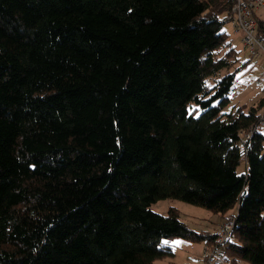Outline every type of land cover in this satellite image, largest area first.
Returning <instances> with one entry per match:
<instances>
[{
  "label": "trees",
  "instance_id": "16d2710c",
  "mask_svg": "<svg viewBox=\"0 0 264 264\" xmlns=\"http://www.w3.org/2000/svg\"><path fill=\"white\" fill-rule=\"evenodd\" d=\"M235 1L0 0V264H163L176 238L217 243L151 208L164 198L237 206L219 264H264V97L226 110L246 67Z\"/></svg>",
  "mask_w": 264,
  "mask_h": 264
},
{
  "label": "rangeland",
  "instance_id": "374dc122",
  "mask_svg": "<svg viewBox=\"0 0 264 264\" xmlns=\"http://www.w3.org/2000/svg\"><path fill=\"white\" fill-rule=\"evenodd\" d=\"M264 12L261 8L259 12ZM226 29L232 38V24L227 23ZM241 38V35H238ZM236 48L241 52V62L246 61V67L238 71V79L234 89L230 93L231 103L226 110H231L234 106L256 105L264 97V65L262 58H250L247 49L242 48V44H237ZM262 59V61H256ZM249 60V61H248ZM260 112H264V105L259 107ZM264 132V127L261 128ZM246 164L244 159L241 161L238 171L244 172ZM170 207H175L180 212V218L190 228L201 232H215L222 223L221 215L203 206L192 204L178 198H164L154 202L151 208L161 214H167ZM237 210V206L230 210L226 215H232ZM224 215V217L226 216ZM223 217V219H224ZM173 241H183L184 243L175 247V254L162 261L163 264H205L203 253L207 246L204 242L176 238Z\"/></svg>",
  "mask_w": 264,
  "mask_h": 264
},
{
  "label": "built area",
  "instance_id": "2783aa9c",
  "mask_svg": "<svg viewBox=\"0 0 264 264\" xmlns=\"http://www.w3.org/2000/svg\"><path fill=\"white\" fill-rule=\"evenodd\" d=\"M264 0H236L231 10V24L233 33L241 35V42L249 52L250 58H262L264 65V36L258 32L259 20H264ZM233 45V44H232ZM264 123V112L262 117ZM244 135V131L240 132ZM250 137V135H249ZM246 141V140H245ZM243 141V144L244 142ZM235 215H226L222 220L217 234V243L213 247H206L203 253L205 264L222 263L225 257L223 242L231 235L235 226Z\"/></svg>",
  "mask_w": 264,
  "mask_h": 264
},
{
  "label": "crops",
  "instance_id": "0c3cea01",
  "mask_svg": "<svg viewBox=\"0 0 264 264\" xmlns=\"http://www.w3.org/2000/svg\"><path fill=\"white\" fill-rule=\"evenodd\" d=\"M260 13H262V11L261 12H258V14H260ZM231 40H232L231 42H232L233 46H236L238 43L239 44H242L240 36L235 35L234 33H232ZM242 48L245 49V47H244L243 44H242ZM260 60L262 61V59H259V60H256V61H260ZM223 217L224 216H221V220H223Z\"/></svg>",
  "mask_w": 264,
  "mask_h": 264
},
{
  "label": "snow or ice",
  "instance_id": "6c2138e0",
  "mask_svg": "<svg viewBox=\"0 0 264 264\" xmlns=\"http://www.w3.org/2000/svg\"><path fill=\"white\" fill-rule=\"evenodd\" d=\"M164 243L165 244H168L169 242L168 241H164ZM182 243H184L183 241H173L172 242V244L173 245H176V246H178V245H180V244H182ZM173 251H175V247H173Z\"/></svg>",
  "mask_w": 264,
  "mask_h": 264
}]
</instances>
